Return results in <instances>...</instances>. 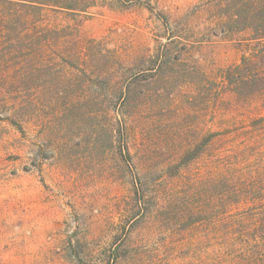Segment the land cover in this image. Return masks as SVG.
I'll return each mask as SVG.
<instances>
[{"label":"rangeland","instance_id":"1","mask_svg":"<svg viewBox=\"0 0 264 264\" xmlns=\"http://www.w3.org/2000/svg\"><path fill=\"white\" fill-rule=\"evenodd\" d=\"M244 1L0 0V264H264V83L222 73L264 66ZM39 3L85 74L26 76Z\"/></svg>","mask_w":264,"mask_h":264},{"label":"trees","instance_id":"2","mask_svg":"<svg viewBox=\"0 0 264 264\" xmlns=\"http://www.w3.org/2000/svg\"><path fill=\"white\" fill-rule=\"evenodd\" d=\"M249 3L250 1L242 3L245 15V18L241 19L242 22H239L242 25H232V28H251L255 32L256 37L254 39L262 41L261 55L262 63H264V0L252 2L247 9V4ZM254 5L256 6L255 9ZM24 6L26 11L31 12L30 15L26 16L24 24L28 25L27 31H24V36L26 37L25 46L23 44V48L19 51V53L25 55V58L28 57L30 61L26 68V76H77L74 70H70V68L80 70V67L73 66L72 62L77 60L83 63L85 61L88 52V42L83 43L82 41L74 40L75 44H72L73 47L71 48L73 50H71L66 45L68 41L67 33L65 32L66 28H61L50 20L49 12L57 11L56 8L54 9L51 4L46 3L25 4ZM234 23L238 22L234 20ZM254 56H244L240 64L230 66L222 70V73H226L227 76H236L238 84L246 80H250L253 83L256 81L264 83L262 77L264 76V66L258 68ZM254 65L257 67L252 69ZM80 72L85 74V71L80 70ZM244 199L247 201L249 198ZM262 205L261 239H254L251 243L253 246L255 245V250L257 248L258 253L264 256V188H262ZM247 243L245 241L241 245L245 247Z\"/></svg>","mask_w":264,"mask_h":264}]
</instances>
